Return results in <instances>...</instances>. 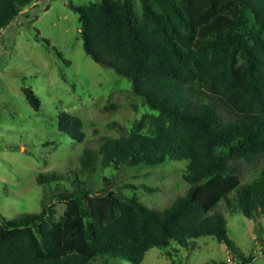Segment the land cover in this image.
<instances>
[{
	"label": "trees",
	"instance_id": "16d2710c",
	"mask_svg": "<svg viewBox=\"0 0 264 264\" xmlns=\"http://www.w3.org/2000/svg\"><path fill=\"white\" fill-rule=\"evenodd\" d=\"M137 1L140 10L136 0L68 2L85 54L129 79L150 110L127 134L85 149L81 169L93 168L97 153L115 168L186 159V193L157 209L135 195L91 192L73 172L74 188L54 194L61 216L43 202L37 213L0 221V264H90L103 255L139 264L152 247L202 236L235 251L224 215L212 210L224 200L250 219L264 213V0ZM35 2L0 0V29ZM22 92L38 110L35 92ZM57 126L84 140L78 116L62 111ZM63 180L37 175L40 184Z\"/></svg>",
	"mask_w": 264,
	"mask_h": 264
},
{
	"label": "rangeland",
	"instance_id": "374dc122",
	"mask_svg": "<svg viewBox=\"0 0 264 264\" xmlns=\"http://www.w3.org/2000/svg\"><path fill=\"white\" fill-rule=\"evenodd\" d=\"M69 1L80 5L94 0H36L0 29V221L37 213L43 202H55L56 217L61 216L64 204L56 202L54 194L74 188L73 172L91 192L135 195L157 209L189 187L183 179L186 159L115 168L104 167L97 153L94 167L81 169L85 149L98 151L102 139L127 134L150 110L133 94L129 79L85 54L78 14ZM136 7L140 10L137 0ZM23 86L38 96V110L25 99ZM62 111L82 120V142L58 130ZM52 171L65 176L59 186L38 183L39 173ZM212 211L224 215L235 251L212 236H202L187 246L171 242L152 247L139 264H235L248 256L253 258L247 264H264V213L250 219L239 210L230 212L224 200ZM90 264L134 263L103 255Z\"/></svg>",
	"mask_w": 264,
	"mask_h": 264
},
{
	"label": "built area",
	"instance_id": "2783aa9c",
	"mask_svg": "<svg viewBox=\"0 0 264 264\" xmlns=\"http://www.w3.org/2000/svg\"><path fill=\"white\" fill-rule=\"evenodd\" d=\"M227 261L230 262V259L228 258Z\"/></svg>",
	"mask_w": 264,
	"mask_h": 264
},
{
	"label": "crops",
	"instance_id": "0c3cea01",
	"mask_svg": "<svg viewBox=\"0 0 264 264\" xmlns=\"http://www.w3.org/2000/svg\"><path fill=\"white\" fill-rule=\"evenodd\" d=\"M23 11H26V8H24ZM23 11H22V12H23Z\"/></svg>",
	"mask_w": 264,
	"mask_h": 264
}]
</instances>
